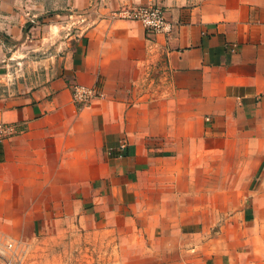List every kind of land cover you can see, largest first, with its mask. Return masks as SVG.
Segmentation results:
<instances>
[{"label":"crops","instance_id":"1","mask_svg":"<svg viewBox=\"0 0 264 264\" xmlns=\"http://www.w3.org/2000/svg\"><path fill=\"white\" fill-rule=\"evenodd\" d=\"M137 1L163 7L168 35L149 39L140 23L104 15L82 43L49 0H0V121L19 129L0 143L1 220L77 213L96 199L98 175L130 187L127 176L163 158L200 169L202 186L228 151L241 165L262 160L264 0ZM74 84L102 97L78 108ZM120 141L123 157H108Z\"/></svg>","mask_w":264,"mask_h":264},{"label":"rangeland","instance_id":"2","mask_svg":"<svg viewBox=\"0 0 264 264\" xmlns=\"http://www.w3.org/2000/svg\"><path fill=\"white\" fill-rule=\"evenodd\" d=\"M49 1L51 12L63 13L54 16L62 30H76L82 43L97 19L127 4L79 0L71 9L73 0ZM125 147L120 141L106 155L123 157ZM233 153L204 175V186L200 169H175L169 157L158 171L127 176L130 187L115 176L112 187L103 172L91 182L96 199L77 213L65 206L20 223L0 219V236L16 244L15 254L2 248L0 254L6 264H264V156L241 165ZM200 160L182 155L180 163L191 168Z\"/></svg>","mask_w":264,"mask_h":264},{"label":"built area","instance_id":"3","mask_svg":"<svg viewBox=\"0 0 264 264\" xmlns=\"http://www.w3.org/2000/svg\"><path fill=\"white\" fill-rule=\"evenodd\" d=\"M113 16L140 23L149 39L157 35L166 36L171 30V23L165 17L163 7L158 4H142L137 0H131L115 11ZM100 96L99 88L94 85L74 84L71 87V98L78 108L88 106ZM18 132L19 129L14 122L0 121V143ZM0 248H2L1 251H7L10 255H13L16 252L15 241L0 236ZM0 264H6V259L2 254H0Z\"/></svg>","mask_w":264,"mask_h":264}]
</instances>
